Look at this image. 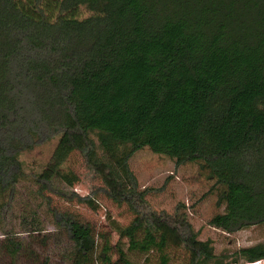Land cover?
I'll use <instances>...</instances> for the list:
<instances>
[{
  "label": "trees",
  "instance_id": "16d2710c",
  "mask_svg": "<svg viewBox=\"0 0 264 264\" xmlns=\"http://www.w3.org/2000/svg\"><path fill=\"white\" fill-rule=\"evenodd\" d=\"M52 141L35 180L40 193L98 211L95 197L70 191L80 178L68 165L78 156L131 216L112 223V246L55 211L65 264H137L138 255L172 264L177 254L179 264L264 260V243L218 258L185 207L154 210L130 168L144 149L196 165L223 206L213 228L264 226V0H0V213L25 173L21 156ZM1 249L5 264L56 256L19 239Z\"/></svg>",
  "mask_w": 264,
  "mask_h": 264
},
{
  "label": "rangeland",
  "instance_id": "374dc122",
  "mask_svg": "<svg viewBox=\"0 0 264 264\" xmlns=\"http://www.w3.org/2000/svg\"><path fill=\"white\" fill-rule=\"evenodd\" d=\"M80 14L82 18L91 15L85 8ZM56 144L57 141L48 142L21 156L25 173H22L14 195L8 201L7 209L0 213V264L7 263L8 256L1 248L8 239L23 241L29 251L33 250L42 258L49 251H55L56 256L52 257V264H65L59 253L65 250L66 238L55 225L53 220L55 211L71 212L83 223L91 225L101 237L110 239L112 246L118 241V236L111 227L112 223L126 226L131 221L128 210L113 204L107 198L103 192L102 181L78 156H74L68 165L80 178L79 183L70 191L82 198L95 197L99 206L98 211H93L76 200L68 202L49 192H39L35 183L36 177L50 161ZM130 168L140 188L150 190L148 201L154 210L172 214L178 205L185 207L199 239L211 242L218 258L264 243V226L227 234L210 225L211 219L223 211V206L218 205L213 182L208 180L196 165L178 166L175 161L144 149L131 159ZM42 241H46L47 245H43ZM175 258L172 264H179L181 257L177 254ZM135 261L137 264L157 262L154 257L140 255L135 257ZM228 261L225 260V263ZM18 264L33 262L25 255L20 258Z\"/></svg>",
  "mask_w": 264,
  "mask_h": 264
},
{
  "label": "built area",
  "instance_id": "2783aa9c",
  "mask_svg": "<svg viewBox=\"0 0 264 264\" xmlns=\"http://www.w3.org/2000/svg\"><path fill=\"white\" fill-rule=\"evenodd\" d=\"M251 264H264V260L256 262V263H251Z\"/></svg>",
  "mask_w": 264,
  "mask_h": 264
}]
</instances>
